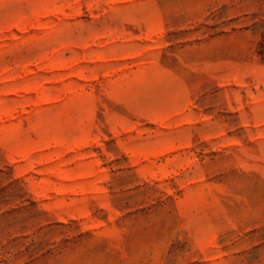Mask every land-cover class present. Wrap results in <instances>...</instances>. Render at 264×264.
Listing matches in <instances>:
<instances>
[{"label":"rangeland","instance_id":"1","mask_svg":"<svg viewBox=\"0 0 264 264\" xmlns=\"http://www.w3.org/2000/svg\"><path fill=\"white\" fill-rule=\"evenodd\" d=\"M264 0H0V264H264Z\"/></svg>","mask_w":264,"mask_h":264},{"label":"trees","instance_id":"2","mask_svg":"<svg viewBox=\"0 0 264 264\" xmlns=\"http://www.w3.org/2000/svg\"><path fill=\"white\" fill-rule=\"evenodd\" d=\"M260 46V54L263 55L264 54V37H263V40L260 42L259 44Z\"/></svg>","mask_w":264,"mask_h":264}]
</instances>
